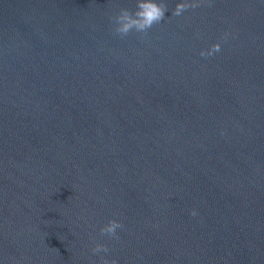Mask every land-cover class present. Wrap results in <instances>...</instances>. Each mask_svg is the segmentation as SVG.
<instances>
[{
  "label": "water",
  "instance_id": "obj_1",
  "mask_svg": "<svg viewBox=\"0 0 264 264\" xmlns=\"http://www.w3.org/2000/svg\"><path fill=\"white\" fill-rule=\"evenodd\" d=\"M176 2L0 0V264H264V0Z\"/></svg>",
  "mask_w": 264,
  "mask_h": 264
},
{
  "label": "clouds",
  "instance_id": "obj_2",
  "mask_svg": "<svg viewBox=\"0 0 264 264\" xmlns=\"http://www.w3.org/2000/svg\"><path fill=\"white\" fill-rule=\"evenodd\" d=\"M190 5L195 7V0H178L171 11V15L180 16ZM165 11L166 5L164 0H135L134 11L129 12L126 8H120L118 13L112 18L114 23L113 30L121 37L126 36L130 32L143 34L164 18ZM227 36L228 34L224 33L221 39H226ZM219 51L220 43L217 42L212 43L207 49H201L198 54L201 57H210ZM189 215L196 216V210H190ZM121 228L122 225L119 221L109 219L100 227L99 232L109 238H115L117 236V230ZM90 251L100 256L101 264H116L115 261H108L102 255L108 252V248L105 245L96 243Z\"/></svg>",
  "mask_w": 264,
  "mask_h": 264
}]
</instances>
